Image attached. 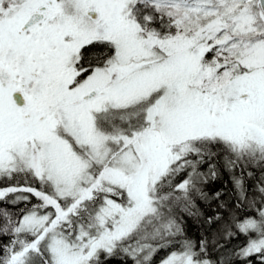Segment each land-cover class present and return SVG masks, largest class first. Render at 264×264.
<instances>
[{
    "label": "snow or ice",
    "instance_id": "6c2138e0",
    "mask_svg": "<svg viewBox=\"0 0 264 264\" xmlns=\"http://www.w3.org/2000/svg\"><path fill=\"white\" fill-rule=\"evenodd\" d=\"M0 264H264V0H0Z\"/></svg>",
    "mask_w": 264,
    "mask_h": 264
}]
</instances>
